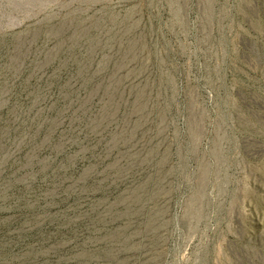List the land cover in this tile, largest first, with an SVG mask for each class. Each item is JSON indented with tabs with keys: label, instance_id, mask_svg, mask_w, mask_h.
Listing matches in <instances>:
<instances>
[{
	"label": "rangeland",
	"instance_id": "obj_1",
	"mask_svg": "<svg viewBox=\"0 0 264 264\" xmlns=\"http://www.w3.org/2000/svg\"><path fill=\"white\" fill-rule=\"evenodd\" d=\"M0 264H264V0H0Z\"/></svg>",
	"mask_w": 264,
	"mask_h": 264
}]
</instances>
